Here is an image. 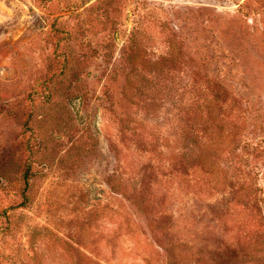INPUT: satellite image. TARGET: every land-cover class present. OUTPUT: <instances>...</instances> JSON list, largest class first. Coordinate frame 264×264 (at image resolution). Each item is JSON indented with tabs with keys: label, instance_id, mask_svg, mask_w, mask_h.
Returning a JSON list of instances; mask_svg holds the SVG:
<instances>
[{
	"label": "rangeland",
	"instance_id": "obj_1",
	"mask_svg": "<svg viewBox=\"0 0 264 264\" xmlns=\"http://www.w3.org/2000/svg\"><path fill=\"white\" fill-rule=\"evenodd\" d=\"M0 264H264V0H0Z\"/></svg>",
	"mask_w": 264,
	"mask_h": 264
},
{
	"label": "trees",
	"instance_id": "obj_2",
	"mask_svg": "<svg viewBox=\"0 0 264 264\" xmlns=\"http://www.w3.org/2000/svg\"><path fill=\"white\" fill-rule=\"evenodd\" d=\"M27 171H28V169H26V171L24 172V179H25V187H27V182H28V180H27V178H28V173H27Z\"/></svg>",
	"mask_w": 264,
	"mask_h": 264
}]
</instances>
